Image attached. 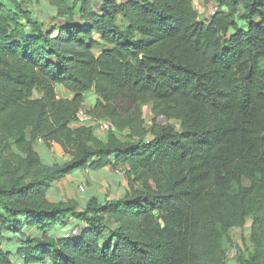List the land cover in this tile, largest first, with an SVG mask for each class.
Returning <instances> with one entry per match:
<instances>
[{"label": "trees", "instance_id": "trees-1", "mask_svg": "<svg viewBox=\"0 0 264 264\" xmlns=\"http://www.w3.org/2000/svg\"><path fill=\"white\" fill-rule=\"evenodd\" d=\"M33 1L0 0V264H228L247 222L235 264H264V0H42L48 28ZM89 91L104 137L73 126ZM107 166L121 196L49 199Z\"/></svg>", "mask_w": 264, "mask_h": 264}, {"label": "rangeland", "instance_id": "rangeland-1", "mask_svg": "<svg viewBox=\"0 0 264 264\" xmlns=\"http://www.w3.org/2000/svg\"><path fill=\"white\" fill-rule=\"evenodd\" d=\"M95 4L98 3L99 0H94ZM195 1V7L197 9V11L199 13H201L203 10L208 11L212 10L214 6L211 5H207L204 3V0H194ZM24 8L29 9L32 11V16L35 19H38L39 21L43 22L44 24V28H48V26L50 25V10L48 7L43 5L42 0H38V2L33 1L31 3H26L24 4ZM59 90V89H58ZM60 96H66V92L62 91L60 92ZM85 104L83 107L85 110L88 109V105H91L94 101V94L92 91L86 92L85 93ZM152 114L150 113V105H146L144 107V119L146 122L147 127L150 126L151 121H152ZM159 121L161 123H166V121H164L163 119H159ZM174 123V122H172ZM176 127H178V125L175 124ZM99 134L101 135V133L99 132ZM102 137V136H99ZM120 137L125 138V135L122 133L120 134ZM54 149V146L50 147V149ZM37 149L41 152L42 150H40V148L37 146ZM55 150V149H54ZM60 150V149H57ZM43 153V152H42ZM44 154V153H43ZM57 156H61L62 159L65 158V155H58ZM114 174H116L117 178H113L114 179V184L113 185H108L107 189H103L100 193L103 194L101 195V197L105 196L108 199L111 198H115L118 196H121L123 191H124V186L123 183H125V178L120 175H118L116 172H114ZM85 179V178H83ZM77 181V180H76ZM103 185H105V180H102ZM86 184L88 185V183L86 181H77V183L74 185L73 182L69 181L67 182L66 185H68L67 189H62L59 190L61 192V198L63 200H78L77 202H79V200H83V198H85V189H86ZM74 186H76V188H74ZM82 189H84L81 194L77 193V191H81ZM100 190V189H99ZM79 191V192H80ZM81 196V197H79ZM80 204V203H79ZM84 203L80 204V206L78 207V209L80 210L82 208ZM33 229H29L27 232L30 234L32 233ZM249 232H250V225L249 222H247L242 228H234L230 231V237H231V245H229L227 247V259H228V264H235V256L237 254L236 252V248L238 250H243L245 244L248 248H250V243H249ZM7 242L6 238L4 237L3 239V245ZM5 247V245H4ZM13 264H23V261H19L18 259H14Z\"/></svg>", "mask_w": 264, "mask_h": 264}, {"label": "crops", "instance_id": "crops-1", "mask_svg": "<svg viewBox=\"0 0 264 264\" xmlns=\"http://www.w3.org/2000/svg\"><path fill=\"white\" fill-rule=\"evenodd\" d=\"M58 89H57V91L59 94H60V92L65 91L66 96L68 98L72 97V94L68 93L64 88L59 87ZM95 100H96V96L94 94V101L91 105H88V107L93 106ZM37 146L40 148V150H42V152L44 154H47L48 157L50 156V157L54 158L56 161H63L64 162V161L69 160V158H70L69 155L65 154L63 152V150L61 149V147L56 143H52L50 146V147L54 146L55 150L52 148L51 149L47 148L46 146H44L42 144V142L40 140H37L36 147ZM57 149H60V150H57ZM56 154H58V155L64 154L65 158L62 159L61 156H57ZM46 159H47V157H46ZM114 170L115 169H112L111 167L107 166V167H103L100 169H92L90 167H87V168H85L81 171H78V172L77 171L76 172H70L67 175H65L63 178H61L59 181L55 182L52 185V188L48 191V197L50 200H55V201L60 200V199H62L61 198L62 194L59 190L62 191L63 187H64V189H67V187H68V185H66L67 182L71 181L75 185L77 183V181H79V182L80 181H83V182L86 181L88 183V185L86 184V189L84 191V193L86 194L85 198H83V200H79V202H78V203L82 204L87 200V198L89 196H91L93 194H98L99 196L103 195L100 192L103 189H107L108 185L114 184L115 181L113 178H117L116 174H114V172H115ZM83 178H85V179H83ZM102 180H105V185H103ZM123 186H124V191H125V183H123ZM74 188H76V186H74ZM83 190L84 189H82L81 191L79 190L80 192L77 191V193L81 194V192ZM124 191H123V193H124ZM79 197H81V196H79ZM106 199H108V198L106 197ZM76 201H78V200H76ZM33 232H35V230H33ZM5 238H6L7 242L4 245L6 248H8L10 250L15 248L16 245H19V243L21 241L19 236H17V235H13L10 238L5 235ZM13 261H14V259H13ZM19 261H21V260H19Z\"/></svg>", "mask_w": 264, "mask_h": 264}, {"label": "built area", "instance_id": "built-area-1", "mask_svg": "<svg viewBox=\"0 0 264 264\" xmlns=\"http://www.w3.org/2000/svg\"><path fill=\"white\" fill-rule=\"evenodd\" d=\"M215 10L216 8L213 7V9L211 10V13L215 12ZM75 124L76 125H79V124L91 125L93 126L95 133L98 136H102V137L106 136V134L110 130H114V126L110 121L104 120V119L98 120V119L91 118L83 107L77 111ZM99 132L101 133V135L99 134ZM114 171L120 176H122L125 172L124 168L122 167H118ZM78 232H79V229L75 228L72 233L77 234ZM66 236L67 234L65 235V237Z\"/></svg>", "mask_w": 264, "mask_h": 264}, {"label": "clouds", "instance_id": "clouds-1", "mask_svg": "<svg viewBox=\"0 0 264 264\" xmlns=\"http://www.w3.org/2000/svg\"><path fill=\"white\" fill-rule=\"evenodd\" d=\"M73 126H76V124L74 123Z\"/></svg>", "mask_w": 264, "mask_h": 264}]
</instances>
